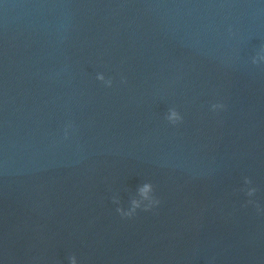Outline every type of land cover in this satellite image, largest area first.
I'll return each instance as SVG.
<instances>
[{
  "label": "water",
  "instance_id": "obj_1",
  "mask_svg": "<svg viewBox=\"0 0 264 264\" xmlns=\"http://www.w3.org/2000/svg\"><path fill=\"white\" fill-rule=\"evenodd\" d=\"M73 257L264 264V0H0V262Z\"/></svg>",
  "mask_w": 264,
  "mask_h": 264
},
{
  "label": "clouds",
  "instance_id": "obj_2",
  "mask_svg": "<svg viewBox=\"0 0 264 264\" xmlns=\"http://www.w3.org/2000/svg\"><path fill=\"white\" fill-rule=\"evenodd\" d=\"M98 79L104 81V77L102 75L98 76ZM106 83L108 84V86H111V81H107ZM168 119L171 122L175 123L180 119V117L176 112H171L169 114ZM65 139H67V135H65ZM151 193H152V186L150 184H145L140 191V200L133 202L130 211L125 212L121 209H118L120 215L122 217L131 218L138 209H142L143 211L147 212V211H152L154 208L158 207L159 201H156L151 195ZM249 195H252V193L249 192ZM0 264H2V262H0ZM71 264H77V261L74 257L71 259Z\"/></svg>",
  "mask_w": 264,
  "mask_h": 264
}]
</instances>
